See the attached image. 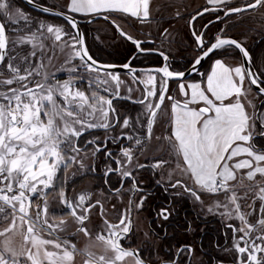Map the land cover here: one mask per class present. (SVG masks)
<instances>
[{"label":"snow or ice","instance_id":"6c2138e0","mask_svg":"<svg viewBox=\"0 0 264 264\" xmlns=\"http://www.w3.org/2000/svg\"><path fill=\"white\" fill-rule=\"evenodd\" d=\"M209 3L217 6L213 10L223 11L225 16L264 6V0H247V3L239 7H228L231 0H209ZM69 4V13L118 11L130 13L134 17L141 16L142 8L144 18L148 16L149 9V0H69ZM208 10L204 9V11ZM17 15L25 21L28 19L19 10H17ZM0 17L6 21L12 20L11 0H0ZM105 18L107 19V17ZM65 19L71 28L77 27L74 18L65 17ZM43 27L44 25H41V28ZM6 28V23L0 22V64H3L7 58L5 67L0 68V77H5V69L8 73V78L0 79V201L11 205L13 226L16 219L15 213L18 212L21 222L29 223L28 233H33L35 224H39L41 227L47 225L48 229L54 230V225L45 218L46 202L42 208L38 206L39 210L36 212L35 220L26 210L25 202L30 204L32 196L38 195L52 186L57 170L62 164L64 167L68 165L65 156L69 148L73 152H79L78 147H72L73 137L78 138L86 127L109 128L111 126L108 123L99 125L89 123L83 115L85 105L91 109L87 112L88 117L94 116L99 111L100 115L107 120L109 112L105 110L104 105L111 108L112 100L94 94L91 97L86 96L84 91L76 88L71 79L62 84L52 83L49 77L44 75L43 82L29 81V77L33 75L32 65L29 64L24 68L22 74L20 64L15 63L16 58L7 56ZM47 32L53 33L56 40L61 39L62 33L70 35L64 29L54 26H47ZM121 35H125L140 51H146L141 42L123 32ZM193 35L196 36L197 46L202 53L194 60L193 70H195V65L201 63L202 59L226 45L235 46L245 58H248V52L236 40L217 37L215 42L205 45L202 35L196 33ZM70 38L74 41L73 47L75 44L83 43L79 33ZM25 39L30 42L34 37L23 38L20 42L23 43ZM32 55L35 56V53ZM75 55L82 60L87 58L85 63L88 69L99 73L100 68L97 66V62L88 54L86 48L77 50ZM165 59L167 58L165 57ZM110 67L112 66L105 68L106 75L119 82L118 76L107 71V68ZM122 67L130 73L133 72L132 66L128 63L123 64ZM70 71H74V69ZM157 71L163 73L158 90L155 87L153 75L148 74L147 81H142L145 84H152L153 87L145 89L146 95L140 103H144L148 97H155L157 100L155 104L151 101L145 104L148 131H151L153 119L157 115L155 109H160L165 99L172 101L173 113L177 108L182 110L175 117L172 136L178 142V153L182 154L183 161L187 164L195 184L200 189L209 192L228 191V182L235 179L234 170L248 169L247 177L250 180L257 174L264 176V150H257L249 143L252 138L251 125L244 106L240 102L245 80L249 85H255L261 93H264V72H253L241 66L230 68L220 60H216L211 74L207 75L206 87H202L199 83L189 85L181 83L179 85L181 93L186 97L181 103L171 96H166L167 80L181 77L184 73L170 71L167 66ZM35 74L42 75L38 69ZM106 82L102 81L101 83ZM29 83H32L33 86L29 87ZM14 84L18 87H11ZM230 97H235V100L233 101ZM226 100L228 103H225ZM217 101L219 104L216 103ZM201 102L204 106L190 107L192 104L199 105ZM117 122L119 121L117 120ZM77 125L79 127H76ZM128 125L129 120L124 119L123 126L127 127ZM136 142L140 143L139 140ZM243 155L248 158L229 163L234 158ZM124 156L128 158L129 162L131 161L129 150L124 151ZM69 160H75V157H69ZM117 163L120 162L117 161ZM121 175L131 177L132 173L122 171ZM41 185L42 187H40ZM187 190L199 199L196 190L191 188ZM60 196L62 202L71 210L70 214L73 218L83 224L87 217L83 213L77 214L76 209L85 201L86 196L80 195L77 202L67 200L63 191L60 192ZM258 198L261 200V207L257 224L264 227V187L259 188ZM230 199L232 203L236 202L235 195ZM88 210L85 208L84 212ZM3 211V207L0 206V212ZM237 211H239L238 205ZM161 215L167 219L166 212L162 211ZM238 218L245 225V227L237 229L242 235L234 245L238 253L241 254V264H264V258H257V253L264 252V234L258 235L254 239L251 238V232L257 226L248 224L243 214ZM60 223L63 225L64 221ZM105 223L108 228V243L114 255L110 259L100 257L102 264H119L125 257L135 256L134 252L123 249L119 244L121 236L129 231L130 221L127 217H121L117 224H110L107 221ZM10 230L5 229L4 233H0V235ZM79 230L87 234L86 227H81ZM257 240L261 243L257 244ZM32 243L37 251L33 253L30 250L27 253L26 261H31V264H41L40 246L48 244L53 245L56 249H62V255L57 252H44L48 264H57V261L63 262L72 259L73 251L68 250L67 242L62 245L54 240L33 237ZM71 247L74 250V246ZM5 252L10 255L6 256ZM245 256L246 259H244ZM0 264H20L17 254L8 247L7 243L4 251L0 252ZM136 264H142V262L137 259Z\"/></svg>","mask_w":264,"mask_h":264},{"label":"flooded vegetation","instance_id":"af4514ba","mask_svg":"<svg viewBox=\"0 0 264 264\" xmlns=\"http://www.w3.org/2000/svg\"><path fill=\"white\" fill-rule=\"evenodd\" d=\"M214 13L219 18L226 17L223 11L215 10ZM110 14L107 13L105 15L110 21L117 25V23L111 19ZM122 16L126 17L127 15ZM228 16L232 18L233 14ZM129 17L135 19L131 24L133 29L137 32L135 36H131L118 25L117 26L125 34L141 42L146 51H140L130 40L124 39L109 21L97 19L113 27L115 33L126 41L128 47L127 51L121 50L123 56L117 58L115 55L119 53L118 50L115 51V55L112 53L113 51H109L110 54L104 51L97 54L92 53L93 48L90 46V41L93 39V33L89 32V29H87L88 32L87 30L85 31V29L89 27L93 21L90 23H83L86 19L75 16V18L82 21V23H79V29L83 36V46L96 62L103 65L116 66H122L128 63L132 66L133 72L130 73L128 70L113 72L115 74H120V79L123 80L124 78L128 83L120 88V95H114L108 98L112 100L111 108L108 107V112L112 119L111 126L109 128L102 127L99 129H90L87 133H82L75 139L73 147H78L79 151H85L90 146L94 148L96 156L102 155L103 163L100 165L102 168L101 171L97 173V176L102 179L100 190L107 196L116 195V193L121 194L126 190V193L130 197V202L132 203V212L129 217V229L131 231L136 229L142 231V228H137L135 225L138 224V221H141L142 215L147 216L145 217L147 218L146 229L149 234L156 239L155 241H157V243L154 245L149 242L150 246L144 243L143 247L137 249L139 254L141 253V255H144L145 252L150 254V251H146V249L149 248L148 250H153L152 254L154 253L161 258L170 259L168 262L177 258L176 264H192L193 253L196 252L197 256L200 258L199 264H241V254L238 253L234 245L239 241V237L242 235L237 229L245 227V225L238 217L243 214L248 224L257 226L251 232V238L254 239L258 235L264 234V227L257 224L260 218L261 207V200L258 198V193L259 188L264 187V180L252 181L244 185L242 187L244 192L248 191L252 195L238 196L236 197L238 200L236 199L235 203L231 202L229 196H218L228 192L230 187L228 191L220 190L216 192L218 195H216L214 201L211 202V204L207 203L206 200L208 198L205 196L206 191L200 189L199 186L195 184L194 180L191 179L188 167L184 164L182 157L181 159L179 156L176 157L179 161H175L171 166L168 164L170 161L165 158L166 156L172 155L175 150L178 151L177 147L173 145L170 137V119L173 115L171 109L172 101L165 99L160 109H155L157 115L153 119L150 132L146 124L147 116L145 114V104L148 101L155 104L157 100L155 97H148L144 103H140L146 95L145 89H151L153 87L152 84H145L142 82L147 81L148 74L155 77V87L158 90L160 79L163 75L162 72L157 71L158 69L167 66L170 71L185 73L193 65L194 60L202 54L200 48L197 46L196 36H194L193 33L202 35L205 45L215 42L217 37L233 38L237 40L236 36H232V33L236 32V21H228L226 17L225 20H208L206 22L203 20V18H205L204 15L198 19L191 20V17L187 18L184 25L185 30L182 32L184 34L183 44L189 45L190 43L193 49H188L187 46L182 48L184 52H181L178 47V38L180 37L179 29L172 31L175 33L174 37L170 35L173 37L172 39L169 37V40H161L160 38L153 37L154 34L152 36V33L144 31L145 27H151L152 24H156V18ZM228 22L230 24L228 26L230 34L223 35L222 26L226 28ZM215 27L216 29L212 30ZM169 29V25H166L162 32V38H165ZM74 36H76V32ZM162 44L169 45L171 51L170 55L159 49ZM224 48L225 49L221 51H219V49L211 53L188 78L179 81L168 79L166 96H171L175 100H179L183 103V94L179 89L181 83L189 85L191 82H199L204 85L207 75L211 74L216 60L226 61L227 57L231 56L230 49L238 52L230 45H226ZM246 49L248 53H250L249 49ZM78 50H80L79 44ZM109 56L115 57V60L106 61L105 58ZM165 57L167 59H165ZM80 59L81 58H79V60ZM83 61L85 62L86 60L84 59ZM252 70L253 72L255 70L253 66ZM100 71L105 72L101 69ZM136 74L139 75L137 76ZM129 89H131V91H129ZM262 106H264V99L259 102L256 111V123L259 127V134L264 136V125L259 121L260 109ZM113 109L114 111H112ZM124 119L129 120V125L127 127L123 126ZM117 120L119 122H117ZM159 125L161 126L160 131L157 128ZM94 131L105 132L106 135L104 139L101 142L90 139L82 143V138ZM129 137H131V139H129ZM137 140L140 141L139 144L136 142ZM150 141H155L157 143L155 162L151 164L152 167L139 165V156L143 147L147 143H150ZM126 149L130 151L131 156H135L137 159L134 165L137 169L129 171L132 173L131 177L122 176L121 172L124 171L123 167L125 166L121 167V164L117 163L119 158L124 156V151ZM96 166L97 165H95L93 171L100 170L98 166ZM144 167L145 169L142 172ZM169 167L175 168L170 169ZM109 169H112V171H109ZM165 173L167 175L164 176ZM228 185L231 186V183ZM189 188L197 191L199 199L187 190ZM95 205H97L100 210L104 208V206L97 201L87 207L89 210L86 213L88 214ZM237 205L239 206V211H237ZM162 211L166 212L167 219H164L161 215ZM121 217L123 216L121 215L120 219ZM177 234L188 238L186 243L177 245L171 250L168 249L170 238ZM209 237H212L210 240L211 247L207 245V239H209ZM195 243L197 244L196 247ZM256 243L260 244L261 241L257 240ZM241 246H243V243H241ZM161 252L170 255L163 257V255L160 254ZM210 255H212V257L208 261L207 256ZM257 258H264V252L257 253ZM244 259H246V256Z\"/></svg>","mask_w":264,"mask_h":264},{"label":"rangeland","instance_id":"374dc122","mask_svg":"<svg viewBox=\"0 0 264 264\" xmlns=\"http://www.w3.org/2000/svg\"><path fill=\"white\" fill-rule=\"evenodd\" d=\"M33 1L47 8L63 12V8L59 4L58 0ZM157 2L158 7L154 6V8H158L154 16L156 17V24H152L151 27L144 28V31L152 33V36L154 34L153 37L160 38L161 40H169V37H171L170 35L173 37L175 35V33L172 31L179 29L178 31L180 33V37L178 38V47L180 48L181 52H184V49L182 48L187 46L188 49L192 48L190 43L189 45H186L185 43L183 44L184 34L182 32L185 30L184 25L187 18L191 17V20L198 19L204 15L205 18H203V20L207 22L208 20H225L227 17L226 20L228 21H236V32L232 33V36H236L237 40L244 47L249 49V61L256 72H264V6H260L256 13H253L255 9H252L243 13L233 14L232 18H229V16L219 18L214 13L215 10L210 9L208 11H204V8H202L200 5L201 0H159ZM17 10H19V12L23 13V15L28 18L27 21L17 15ZM11 11V21H6L3 17H0V21L5 22L7 26V56L16 58L15 63L20 64L22 74L24 68L28 67L29 64L32 65L33 75L29 77V81L43 82V76L47 75L52 83L59 82L62 84L66 80L71 79L74 82L76 88H78L80 91H84L85 95L89 97L94 94L96 96H103L105 99H108L114 95H120V88L127 84L128 81H126L124 78L121 80L120 74L114 73L119 77V82H117L110 76L106 75L105 72L99 71L98 73L97 71L89 70L86 63L82 59L79 60L80 57L75 55V52L78 50V44H75L74 47L72 46L74 45V41H72L70 37L74 36L75 32L74 28H71L68 23L59 18L49 17L45 14H40L29 10L24 6L21 0H11ZM168 16H170V18L166 19ZM110 17L126 33L130 34L131 36H135L137 34L136 30H134L133 26L131 25L135 19L129 16L123 17L122 15L115 14H110ZM41 25H44V27L41 28ZM166 25H169L170 29L166 33L165 38H162V32L164 31ZM229 25L230 24L228 22L226 28H223L224 26H222L223 35L230 34L228 28ZM47 26L60 27L64 29L66 33H70V35L62 33L61 39L56 40L53 33L47 32ZM87 29H89V32L93 33V39L90 41V46L93 48L92 53L97 54L104 51L105 53L110 54V52L113 51L112 53L115 55V51L117 50L127 51L128 47L126 41L122 37L118 36L115 33L113 27H111L106 22L101 20L93 21L89 27H86L85 31ZM215 29L216 27L212 30ZM30 37H34V39H31L30 42L27 39H25L23 43L20 42L21 39ZM173 37H171V39ZM161 47L159 49L170 55L171 51L169 45L162 44ZM235 52L236 51L230 49L231 56L227 57V62L224 60V62L227 63L229 67L236 66V63H238V66L241 65V58L238 52H236V54ZM33 53H35V56L32 55ZM105 60L114 61L115 57L109 56L105 58ZM6 64L7 58L0 68H4ZM37 69L42 73V75L35 74ZM72 69H74V71H70ZM2 78H8L6 69L5 77H0V79ZM102 81L107 82L101 83ZM245 83L246 85L248 84V86H246L248 92L251 91V87L247 80H245ZM32 86L33 84L29 83V87ZM11 87H18V85L14 84ZM105 89H107V91H105ZM258 95L259 104V102L264 99V94ZM243 98H245V95H243ZM89 102L91 103V100ZM104 108L105 110L109 111L107 105H104ZM88 111H91V109L85 105V111L83 115L89 123L97 125L101 123H108L110 125L112 124L110 115L107 120H105L100 115V112L97 111L94 116L88 117ZM260 120H264V106H262L260 109L259 121ZM76 127H79V125ZM99 128L102 127H86L82 133H87L90 129ZM158 130L160 131V129ZM105 135V132L94 131L89 135H85L81 141L82 143H85L87 140L92 139L101 142ZM75 139L76 137H73V143ZM156 147L157 143L155 141H150V143H147L143 147V150L139 156V165L141 164L147 165V167H152L151 164L155 162L154 159L157 155ZM72 156L75 157V160H69V157ZM165 158L170 161L168 163L170 166L171 164H174V161H179L178 158L173 157V154L166 156ZM65 160L68 161V165L67 167H64L62 164L57 170L52 186L44 192L32 196L30 204L27 201L25 202L26 210L33 220H35L36 212L39 210V208H42L43 204L46 202L48 206L45 218L49 223L54 225V230L51 229L53 231H49L48 228H45L49 233H51L49 234L47 231L42 229L43 227H41L39 224H35L33 233H28L27 228L29 223L27 221L22 223L19 219L20 214L18 212L15 213L16 219L15 225L13 226V209L11 205L0 201V206H2L4 209L3 212H0V233H4L5 229H11L7 233L0 235V252L4 251L5 244L7 243L8 247L14 250V252L17 254V258L20 261L24 260L26 259L27 253L30 250L33 253L37 251L32 243V238L37 237L43 240H54L55 242L61 243L62 245L64 242H67V245L69 246L68 250L73 251L72 259L70 261L63 262L57 261V264H90L91 262L102 264L100 257H105L106 259L113 257L114 252L111 250L108 243V228L105 221L110 224H117L121 215L123 217H127V219L130 220L129 217L132 212V203L130 202V197L126 193V190L121 194L116 193V195L108 196L100 190L99 176H97V173L101 171L102 167H100V165H102L103 161L102 155H95L93 147L89 146L85 151H79L78 153L71 151V148H69L67 155L65 156ZM136 160L137 159L135 156H131L130 162L125 156L119 158L120 164L125 166L123 167L124 171L136 170L137 167H134ZM95 165H97L100 170L93 171ZM169 168L171 169L175 167ZM144 169L145 167L142 169V172ZM165 175L167 174L165 173L164 176ZM262 179H264V176L259 175L250 180L248 179L246 173L238 172L237 179L228 182V184L231 183V186H229L230 190L228 192L218 195L216 192H209L205 190V196L208 198L206 202L211 204V202L214 201L216 195L225 197L229 196L230 198L233 195H235V197L252 195L248 191L244 192L242 187L247 183ZM40 187H42V185ZM61 191L64 192L67 200L73 202H77L80 195L86 196L85 201L76 209L77 214L83 213L87 216V219L83 224L77 222L70 214L71 210L64 202H62L60 196ZM97 201L104 206L103 209L100 210L98 206L95 205L91 208L88 214L84 212L85 208ZM145 217L147 216L142 215L140 219L141 221H138V224L135 226L137 228H142V231L146 233L142 234V236H134L130 241L132 242L130 245L136 244L139 247H143L145 243L150 246L149 242L156 245V239L152 237L146 229L147 218ZM61 221H64L63 225H61ZM81 227H86L87 234H85L84 231L79 230ZM52 234H55L57 238ZM101 236H103V238H100ZM122 245H124L123 242ZM71 246H74V250ZM148 249L149 248H147L146 251H150L151 254L153 250ZM45 251L57 252L59 255H62V249H56L51 244L41 245L39 249V259L41 264H48V260L44 257ZM164 253L165 252H161L160 254L164 257ZM4 254L6 256L10 255V253L7 252ZM127 260L129 263L134 259L131 257H125L122 262Z\"/></svg>","mask_w":264,"mask_h":264},{"label":"crops","instance_id":"0c3cea01","mask_svg":"<svg viewBox=\"0 0 264 264\" xmlns=\"http://www.w3.org/2000/svg\"><path fill=\"white\" fill-rule=\"evenodd\" d=\"M157 1H159V0H149V9H148V16L146 17V18H156V17H154L155 16V12L158 10V8H154V6L155 7H158V5H157ZM58 2H59V4L62 6V11L63 12H68L69 13V11H68V9H69V7H70V4H69V0H58ZM245 3H247V0H231V3L228 5V7H239V6H242V5H244ZM200 5L202 6V8H204V9H215L217 6L216 5H214V4H210L209 3V0H201V3H200ZM258 8H260V6H258L257 8H255V10H254V12L253 13H256L257 12V10H258ZM142 8H141V16L140 17H143V15H142ZM153 12V13H152ZM115 14V15H129V16H132L130 13H125V12H118V11H100V12H98V13H85V12H78V13H70V14H72V15H74V16H78V17H82V18H88V17H90V16H93V15H96V14ZM237 17V16H236ZM144 18V17H143ZM167 18H170V16H168V17H166V19ZM165 19V18H164ZM236 19H238V18H236ZM240 56V55H239ZM225 66H227V67H229L228 65H227V63H225L223 60H220ZM227 62V61H226ZM238 66V63H236V66H234V67H230V68H235V67H237ZM239 66H241L242 67V63H241V65H239ZM195 83H199V82H195ZM189 84H192V82L191 83H189ZM199 84H201V83H199ZM201 86L202 87H206V82H205V84L203 85V84H201ZM246 86H248V84L246 85V83L244 82V86H243V94L240 96V102L243 104V106H244V109H245V111H246V114H247V116H248V118H249V124L251 125V127H250V131H251V135H252V138H251V140H250V144L255 148V149H257V150H264V148H262V147H264V136H262V135H260L259 134V130H258V125H257V123H256V111H257V107H258V100H259V98H258V94L254 91V90H252L251 88H250V90L251 91H249L248 92V89H246ZM189 91V93H190V89L188 90ZM245 93V94H244ZM243 95H245V98H243ZM183 98H184V100L186 99V97L183 95ZM230 99H232L233 101L235 100V97H230ZM217 104H219V101H217L216 102ZM225 103H228V101L226 100L225 101ZM197 106H199V107H202V106H204L203 105V103L201 102L199 105H195V104H192V105H190V107H197ZM182 110L180 109V108H177L176 109V112L175 113H173V115H172V118L170 119V124H171V128H170V137H171V141H172V143H173V145H175L177 148H178V142L177 141H175V138H174V136H172V131L174 130V121H175V117H176V115L177 114H179L180 112H181ZM260 122H261V124L262 125H264V120H260ZM158 129H160L161 128V126L159 125L158 127H157ZM173 157H180V159H181V157H182V154L181 153H178V151H174L173 153ZM245 158H248L246 155H243V156H240V157H236V158H234L233 159V161H230L229 163L231 164V163H235L237 160H239V159H245ZM183 159V158H182ZM184 162V161H183ZM174 163H175V161H174ZM184 164L186 165V167H187V164L184 162ZM189 170V172H190V169H188ZM249 170L248 169H240V170H234V172H235V180L237 179V173L238 172H243V173H246L247 174V172H248ZM256 176H259V174H257ZM190 177H191V179L192 180H194V178L191 176V172H190ZM262 180H264V179H262ZM261 180V181H262ZM232 181V180H231ZM231 181H229V182H231ZM257 181H259V180H257ZM48 206V205H47ZM45 227H47V225H44ZM51 230V229H50ZM51 231H53V230H51ZM144 233H146V232H144V231H141V230H139V229H136V230H134V231H131L130 229H129V231L127 232V233H125V234H123L122 236H121V238H120V240H119V244L121 245V247L123 248V249H130V247H132V249H135V250H137V249H139L140 247L139 246H137L136 244H133L132 246H130V243H132V242H130L131 241V239L134 237V236H136V235H141L142 236V234H144ZM146 235V234H145ZM122 242H123V244L124 245H122ZM128 251V250H127ZM139 254V253H138ZM172 255H173V252H172ZM197 254H196V252L195 253H193V257H192V264H199V262H200V258H199V256H197ZM132 258V259H134L133 261H131V262H129L128 263V260L127 261H124V262H120V264H136V262H137V259H139L141 262H142V264H170V262H168V260H170V259H166V258H161V257H159L158 255H155L154 253L152 254H148L147 252H145L144 253V255H141V253L139 254V258L138 257H136V256H129V258ZM196 257V258H195ZM24 262H26L27 264H31V262L30 261H26V259H24L23 260ZM167 261V262H166ZM81 264V263H80ZM85 264V263H84Z\"/></svg>","mask_w":264,"mask_h":264},{"label":"water","instance_id":"95a60500","mask_svg":"<svg viewBox=\"0 0 264 264\" xmlns=\"http://www.w3.org/2000/svg\"><path fill=\"white\" fill-rule=\"evenodd\" d=\"M21 1H22V2H23L28 8L32 9L33 11H36V12H38V13L45 14V15H48V16H51V17L60 18V19L64 20L65 22H67L66 19H65V17L74 18L75 21H76V24H77V27L75 28V30H76V35H77V33H79V34H80V38H81V40H82V42H83V36H82L81 31H80V29H79V23H82V21L78 20L77 18H75V17H73V16H71V15H69V14H66V13H63V12H60V11L53 10V9L47 8V7H45V6H42V5L36 3V2H34V1H32V0H21ZM45 9H46V10H45ZM105 17H106V16H102V15H100V16H96V17H93V18H91V19H89V20L84 21L83 23H89L90 21H92V20H97V19H104V20L109 21V23H110L112 26H114V27L117 29V31L119 32V34L121 35V32H123V31H121V29H120L115 23H113L112 21H110L108 18L106 19ZM0 22H1V21H0ZM123 33H124V32H123ZM121 36H122L124 39L129 40V39L126 38L125 35H121ZM127 36H128V35H127ZM6 38H7V36H6ZM227 39H233V38H227ZM233 40H235V39H233ZM236 41H237V40H236ZM237 42H238V41H237ZM238 43H239V42H238ZM239 44H241V43H239ZM79 45H80V49H81V48H84L83 43H82V44H79ZM230 46H232V45H230ZM241 46L247 51V49H246L242 44H241ZM232 47H234V48L238 51V53H239V55H240V57H241L242 66H243L245 69H250V70H252V65H251V62L249 61V53H248V58H245V57L243 56V54L240 52L239 49H237L235 46H232ZM6 51H7V47H6ZM247 52H248V51H247ZM206 58H207V57H206ZM206 58L202 59V60H201V63H202ZM86 59H87V58H85V60H86ZM89 63H90V62H89ZM201 63H200V64H201ZM200 64H199V65H195V70L198 68V66H200ZM1 66H2V64H0V67H1ZM97 66H98L101 70H104V71H105V68H106L107 66H112V67H110V68H107V71H110V72H123V71H127V69H124L122 66H116V65H103V64H100V63H98V62H97ZM195 70H193V65H192V66L190 67V69L187 70V72L184 73L183 76H181V77H176V78H171V80H174V81L184 80V79L188 78L189 76H191V74H193V72H194ZM252 71H253V70H252ZM251 86L253 87L254 90H256L257 92L261 93L255 85H251ZM261 104H262V103H261ZM128 251L134 252V253L136 254L135 256L139 258V254H138L137 250H135V249H128ZM176 262H177V258H174V260L171 261L170 264H176Z\"/></svg>","mask_w":264,"mask_h":264},{"label":"trees","instance_id":"16d2710c","mask_svg":"<svg viewBox=\"0 0 264 264\" xmlns=\"http://www.w3.org/2000/svg\"><path fill=\"white\" fill-rule=\"evenodd\" d=\"M24 4V3H23ZM24 6L26 7V8H28L25 4H24ZM29 9V8H28ZM29 10H31V9H29ZM33 11V10H32ZM119 53L117 54V55H115L117 58H121L123 55L121 54V51H118ZM101 181H102V179L101 178H99V184L102 186V184H101ZM160 232V231H159ZM211 238L212 237H209V239H207L208 241H207V245H208V247L210 246L211 247ZM187 239L188 238H186L185 236H183V235H179V234H177V235H175V236H173L172 238H170V240H169V244H168V249H172L173 247H175V246H177V245H180V244H184V243H186V241H187ZM196 243H195V247H196ZM170 254H168V253H164V256H169ZM211 257H212V255H210V256H207V259H208V261L211 259Z\"/></svg>","mask_w":264,"mask_h":264},{"label":"built area","instance_id":"2783aa9c","mask_svg":"<svg viewBox=\"0 0 264 264\" xmlns=\"http://www.w3.org/2000/svg\"><path fill=\"white\" fill-rule=\"evenodd\" d=\"M20 264H25V263H23V262H20Z\"/></svg>","mask_w":264,"mask_h":264}]
</instances>
